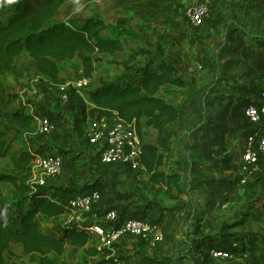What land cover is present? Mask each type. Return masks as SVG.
Returning a JSON list of instances; mask_svg holds the SVG:
<instances>
[{"label":"rangeland","instance_id":"rangeland-1","mask_svg":"<svg viewBox=\"0 0 264 264\" xmlns=\"http://www.w3.org/2000/svg\"><path fill=\"white\" fill-rule=\"evenodd\" d=\"M198 3L208 5L209 15L200 27H193L184 14ZM177 6L181 8L175 14ZM93 15L107 25L131 30L140 40L127 43L126 51L116 58L101 57L91 84L86 88L71 87L66 103L61 99V87L41 75L27 55L16 60L12 71L0 70L7 109L23 111L34 119L46 118L54 125L49 135L41 134L36 120L34 130L18 139L12 131L9 140L13 152H19L26 144L37 156L59 155L65 159L61 175L45 178L63 204L81 190H99L101 201L90 212L80 214L88 224L94 215L100 217L111 209L122 219L138 215L160 225L165 240L150 247L145 255L137 254L139 239L126 238L117 244L124 251V259L141 264H163L162 260L205 264L207 250L230 251L228 244L221 246L220 226L243 221L234 233L244 238L242 246L248 253L229 260L215 259L211 254L209 264H264V155L260 156L258 173L245 185L240 184L239 171L252 128L245 108L251 102H263L264 0H68L59 19L83 20ZM216 19L222 21V26L214 30L212 21ZM140 48L151 52V58L137 55L134 50ZM154 58L173 63L187 86L166 88L161 93L180 115L163 121L158 129L145 128L143 141L156 144L164 156H181L184 160L193 156V162L205 166L214 162L211 156H220L218 168L224 167L225 175L220 173V181L207 189V197L189 187L188 173L181 177V193L174 191L170 196L165 188L152 184L147 173H132L122 166H101L95 160L96 151L88 137L90 120L84 114L90 108L88 94L117 77L123 78L125 67L143 69ZM79 66L78 60L61 66L67 83L75 84L82 76ZM155 68L150 65V69ZM238 93L240 98L233 99ZM177 163L166 162L164 170L181 171L182 164ZM10 168V160H3L0 175L9 173ZM40 177L37 172L36 180ZM36 180L33 175L32 183ZM70 183L72 188L67 187ZM202 184L204 188L212 185L200 180L199 185ZM9 189L4 186L3 194ZM40 220L44 232L67 222L65 218L54 224ZM199 224L203 240L194 234ZM205 244H210L211 249H201ZM84 256L82 250L69 249L59 264H86ZM5 260L6 264H35L19 247L12 254H5ZM102 260L103 257L88 259L87 264Z\"/></svg>","mask_w":264,"mask_h":264},{"label":"trees","instance_id":"trees-1","mask_svg":"<svg viewBox=\"0 0 264 264\" xmlns=\"http://www.w3.org/2000/svg\"><path fill=\"white\" fill-rule=\"evenodd\" d=\"M67 1L0 0V70L12 71L16 60L27 55L36 63L41 75L62 86L67 83L62 75L63 64L78 60L82 75L93 78L101 57L116 58L126 51L127 43L140 40L131 30L107 25L97 15L61 21L60 13ZM180 8H175V14ZM220 26V19L212 21L214 30ZM134 51L139 56L151 58L152 55L145 48ZM150 65L156 68L150 69ZM124 69L123 78L117 77L88 94L90 108L85 109L84 114L91 120L116 113L127 125L135 126L143 140L145 128L158 129L163 121L179 117L178 108L161 93L170 87L186 88L187 82L178 75L173 63L156 58L143 69L129 66ZM3 99L0 86V163L5 159L11 163L10 172L0 175V264H6L5 254H12L16 247L35 264H59L69 249L82 250L86 264L88 259L98 257H103L98 264H118L124 259V251L117 244L101 247L100 238L91 232L92 222L88 224L87 219L65 222L51 232L43 231L40 218L54 224L70 215L72 210L58 200L47 183L43 186L32 183L33 166L38 156L30 152L26 144L19 152H13L9 134L15 131L18 139L19 135L32 132L35 119L23 111L7 109ZM141 163L152 184L165 188L170 196L174 191L181 193L180 170L170 173L164 170L165 156L158 146L144 142ZM176 165L179 166V162ZM4 186L10 188L6 195L3 194ZM72 186L71 183L67 185ZM242 226L243 221H239L224 223L219 228V237L223 239L221 246L229 245L233 256L242 257L248 253L242 246L244 238L234 233ZM201 229L199 224L194 234L203 240ZM209 245L201 249H211ZM149 249V245L141 241L137 254L145 255ZM211 252L207 250L205 264L210 263ZM162 261L172 264L170 260Z\"/></svg>","mask_w":264,"mask_h":264},{"label":"built area","instance_id":"built-area-1","mask_svg":"<svg viewBox=\"0 0 264 264\" xmlns=\"http://www.w3.org/2000/svg\"><path fill=\"white\" fill-rule=\"evenodd\" d=\"M187 22L193 27H200L209 15L208 5L198 3L185 11ZM92 78L81 76L74 84L66 83L60 86L62 102L69 100L71 87L86 88L91 84ZM263 91L260 104L251 102L245 109V115L252 128L249 131L246 147L241 157L240 184L245 185L248 179L258 173L259 159L264 155V79L261 83ZM40 132L49 135L54 131L53 123L44 118L36 119ZM89 142L95 148L98 163L101 166H122L132 173H146L142 166L143 140L135 126L127 125L118 114L109 117L94 118L90 120L88 130ZM64 158L59 155L38 156L33 166V175L37 172L42 176L34 184L45 185V178H54L63 172ZM36 173V174H35ZM102 199L99 190L74 194L68 199L67 207L72 213L65 217L67 222H82L81 213L90 212ZM95 219L90 225V230L101 241L102 247H111L123 242L126 238H136L146 242L149 247L162 244L165 240L160 225L138 215L120 220L116 210H108ZM215 259L229 260L234 256L230 252L213 250ZM118 264H141L127 259H122Z\"/></svg>","mask_w":264,"mask_h":264},{"label":"crops","instance_id":"crops-1","mask_svg":"<svg viewBox=\"0 0 264 264\" xmlns=\"http://www.w3.org/2000/svg\"><path fill=\"white\" fill-rule=\"evenodd\" d=\"M238 90L239 89H237L236 91H238ZM234 97L235 98H233V99H239L240 98L239 93H238V95L235 94ZM154 145H156V144H154ZM211 157H212V160H214V162L213 161H212V163L207 162L206 166L202 165L201 163L193 162V158H194L193 156H187L185 158V160H184V159L181 158V156H169L168 154H165V161L168 162V163H171L172 161L180 162L182 164L181 165L182 166V170L179 172L181 177L184 176V174L188 173L190 175V177H191V179L189 181V183H190L189 187L191 189H194V191L198 190V191H200V193L204 192V194L206 196L207 195V193H206L207 189H210L211 187H213L214 185H216L220 181L218 179L219 178L218 176L221 175V174L225 175V173L223 171L224 167L221 168V170H220V168H218V161H219V157L220 156H211ZM116 169L119 170V171L123 170V169H121L119 167H117ZM200 180H203L204 182L210 181L212 185H210V186L208 185L209 188H204L203 184L199 185V181ZM181 181H182V178H181ZM206 184H208V183H206ZM205 201L207 202L208 199L206 198ZM195 210H196V214H199L200 210L197 209V208ZM181 211H183V210H181ZM179 212L180 211H176V213H179ZM165 216H167V215L165 214ZM166 222H168L167 219H166Z\"/></svg>","mask_w":264,"mask_h":264}]
</instances>
